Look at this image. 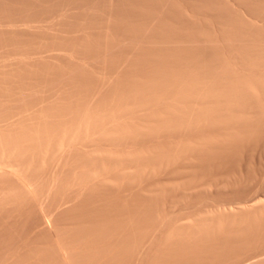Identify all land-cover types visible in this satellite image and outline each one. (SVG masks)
<instances>
[{"label":"rangeland","instance_id":"1","mask_svg":"<svg viewBox=\"0 0 264 264\" xmlns=\"http://www.w3.org/2000/svg\"><path fill=\"white\" fill-rule=\"evenodd\" d=\"M0 140V264H264V0H0Z\"/></svg>","mask_w":264,"mask_h":264},{"label":"bare ground","instance_id":"2","mask_svg":"<svg viewBox=\"0 0 264 264\" xmlns=\"http://www.w3.org/2000/svg\"><path fill=\"white\" fill-rule=\"evenodd\" d=\"M2 141L0 140V176L11 175L15 167L8 163L6 158L13 150L9 148L7 141Z\"/></svg>","mask_w":264,"mask_h":264}]
</instances>
